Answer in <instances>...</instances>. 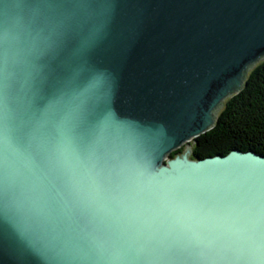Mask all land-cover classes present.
<instances>
[{
    "label": "water",
    "instance_id": "1",
    "mask_svg": "<svg viewBox=\"0 0 264 264\" xmlns=\"http://www.w3.org/2000/svg\"><path fill=\"white\" fill-rule=\"evenodd\" d=\"M263 60L264 0H0V264H264V156L193 154Z\"/></svg>",
    "mask_w": 264,
    "mask_h": 264
},
{
    "label": "trees",
    "instance_id": "2",
    "mask_svg": "<svg viewBox=\"0 0 264 264\" xmlns=\"http://www.w3.org/2000/svg\"><path fill=\"white\" fill-rule=\"evenodd\" d=\"M196 140L193 154L198 159L233 150L264 156V60L249 72L243 89L227 99L215 126Z\"/></svg>",
    "mask_w": 264,
    "mask_h": 264
}]
</instances>
